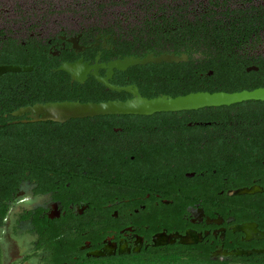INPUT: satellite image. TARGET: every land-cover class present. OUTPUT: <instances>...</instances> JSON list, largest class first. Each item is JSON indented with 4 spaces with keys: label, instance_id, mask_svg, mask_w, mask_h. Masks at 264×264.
I'll list each match as a JSON object with an SVG mask.
<instances>
[{
    "label": "flooded vegetation",
    "instance_id": "1",
    "mask_svg": "<svg viewBox=\"0 0 264 264\" xmlns=\"http://www.w3.org/2000/svg\"><path fill=\"white\" fill-rule=\"evenodd\" d=\"M173 2H143L120 29L87 7L78 24L0 30L2 65L33 68L0 82V129L37 132L24 162L0 164V264H264V102L114 121L32 110L185 96L204 86L187 64L212 55L255 61L244 82L264 83V0ZM170 56L188 61L124 63Z\"/></svg>",
    "mask_w": 264,
    "mask_h": 264
},
{
    "label": "water",
    "instance_id": "2",
    "mask_svg": "<svg viewBox=\"0 0 264 264\" xmlns=\"http://www.w3.org/2000/svg\"><path fill=\"white\" fill-rule=\"evenodd\" d=\"M168 63L188 61V57L176 58L174 56L154 58L149 57L145 60L129 59L124 62L126 65L136 66L148 63ZM121 63L114 65L119 68ZM86 68L82 64L65 65L61 70L70 74L81 72ZM33 71L30 67H20L13 65H0V77L7 74H19ZM135 97L127 101H109L103 103H80L64 102L37 106L33 112L43 115L44 120L55 122H67L73 119H86L102 116H127L143 115L150 116L157 113H175L183 111H193L205 108L229 107L232 105L250 102H264V88L242 92H197L179 97H158L154 99L143 98L137 92H133Z\"/></svg>",
    "mask_w": 264,
    "mask_h": 264
},
{
    "label": "trees",
    "instance_id": "3",
    "mask_svg": "<svg viewBox=\"0 0 264 264\" xmlns=\"http://www.w3.org/2000/svg\"><path fill=\"white\" fill-rule=\"evenodd\" d=\"M208 23V22H207ZM192 32H190L196 46H200L202 41L200 40L199 33L197 32L198 27L190 26ZM199 36V37H198ZM198 40V41H197ZM205 46L210 48L215 44L209 42V38L205 39ZM255 61H250L244 58L237 57H226L222 55H212L206 56L205 58H191L190 62L187 64L188 67L194 68L190 73H195V75L200 78L202 76L201 82H204V86H195L189 88L185 94H191L196 92H226L235 93L242 92L245 90H255L264 87V83H257L256 85H247L245 81V76H256L257 73L247 74L246 68ZM5 64L0 61V65ZM213 75H209L210 73ZM24 74V73H23ZM23 74H7L0 77V82L5 84H10L13 82H19L17 77ZM255 78V77H254ZM196 79V78H195ZM84 99L82 102H86ZM97 102V101H94ZM7 108V107H6ZM12 109V108H9ZM8 110V108H7ZM11 111V110H10ZM9 112V111H7ZM0 114H5L0 106ZM120 118L118 116H106L101 117V119L116 120ZM1 121V117H0ZM1 123V122H0ZM37 132L32 129L21 127H4L0 129V164L5 162L10 164L12 167H18L24 159H22V153L27 151V147L37 144ZM4 193V192H3ZM6 193V192H5ZM7 194V193H6ZM8 195V194H7Z\"/></svg>",
    "mask_w": 264,
    "mask_h": 264
},
{
    "label": "rangeland",
    "instance_id": "4",
    "mask_svg": "<svg viewBox=\"0 0 264 264\" xmlns=\"http://www.w3.org/2000/svg\"><path fill=\"white\" fill-rule=\"evenodd\" d=\"M155 1L158 4H169L172 0H0V30L7 32H24L31 27L15 25L16 19H27L26 26L38 23L40 18L46 16L49 19L70 18L74 23L85 19L86 8L90 22H98L101 25L108 24L115 28H126L130 23L134 24L136 9L143 2ZM182 0H175L173 5H178ZM199 0H190L197 3ZM202 2L210 0H200ZM73 9V10H72ZM8 19V22H5ZM6 23V24H5ZM11 24V25H10ZM51 27H32L34 31ZM54 28V27H52ZM33 31V32H34Z\"/></svg>",
    "mask_w": 264,
    "mask_h": 264
}]
</instances>
